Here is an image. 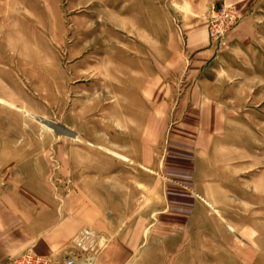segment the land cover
<instances>
[{
  "label": "rangeland",
  "instance_id": "rangeland-1",
  "mask_svg": "<svg viewBox=\"0 0 264 264\" xmlns=\"http://www.w3.org/2000/svg\"><path fill=\"white\" fill-rule=\"evenodd\" d=\"M111 1L0 0V191L110 220L134 190L182 235L176 264H264V0ZM222 4L240 17L216 41Z\"/></svg>",
  "mask_w": 264,
  "mask_h": 264
},
{
  "label": "crops",
  "instance_id": "crops-1",
  "mask_svg": "<svg viewBox=\"0 0 264 264\" xmlns=\"http://www.w3.org/2000/svg\"><path fill=\"white\" fill-rule=\"evenodd\" d=\"M189 40L194 44L193 39ZM140 162L144 166L151 161L143 158ZM120 174L135 181L134 171L130 174L113 171L112 179L122 180ZM127 192L125 199L119 198L127 203L126 209H120L122 215L105 220L102 209L97 204L95 208L88 205L86 197L80 195L77 202L64 203L44 217L37 210L24 213L17 207L16 199L0 191V264H8L28 249L60 264L69 251L77 250L74 239L83 228H93L100 236L94 264H176L182 235L161 230L166 227V220H144V205L131 213L128 205L138 192L133 190L130 194V189Z\"/></svg>",
  "mask_w": 264,
  "mask_h": 264
},
{
  "label": "built area",
  "instance_id": "built-area-1",
  "mask_svg": "<svg viewBox=\"0 0 264 264\" xmlns=\"http://www.w3.org/2000/svg\"><path fill=\"white\" fill-rule=\"evenodd\" d=\"M239 17L240 11L235 5L222 4L213 9L209 15L210 37L216 41L221 40L226 29ZM98 240L99 235L94 230L81 229L74 239L77 250L69 251L60 264H94ZM8 264H54V262L49 257L28 249L17 254Z\"/></svg>",
  "mask_w": 264,
  "mask_h": 264
},
{
  "label": "bare ground",
  "instance_id": "bare-ground-1",
  "mask_svg": "<svg viewBox=\"0 0 264 264\" xmlns=\"http://www.w3.org/2000/svg\"><path fill=\"white\" fill-rule=\"evenodd\" d=\"M44 1V0H43ZM111 1V0H110ZM114 1V0H113ZM94 2H92V4H93ZM112 3V1L110 2V4ZM44 4V3H43ZM105 5V4H104ZM112 5V9L111 10H106V8H104V9H100V12H102V13H104V14H107V12H109L110 13V15H112L110 18H109V24H117V22H120V14H122V13H124V12H126L125 10H124V8L123 9H119V10H117V9H115L116 8V6L117 5H115L114 3H112L111 4ZM24 7V6H23ZM24 9H25V7H24ZM49 11V10H48ZM51 13V12H50ZM130 13V12H129ZM128 13V14H129ZM13 15V14H12ZM130 15V14H129ZM15 16V15H14ZM7 17V16H6ZM107 20V19H106ZM108 22H106V23H108ZM25 23V22H24ZM37 23V22H36ZM105 23V22H104ZM103 23V24H104ZM102 24V25H103ZM120 24H121V27L125 30V31H128V30H130V24H129V22H127V20H123V22L121 21L120 22ZM39 25V24H38ZM17 26V25H16ZM30 26V25H29ZM104 26V25H103ZM28 28V27H27ZM33 28V27H32ZM132 29V28H131ZM28 30V29H27ZM31 30V29H30ZM39 30V29H38ZM26 31V30H25ZM52 31V30H51ZM32 32V31H31ZM44 34V33H43ZM29 37V36H28ZM30 40V39H29ZM29 43V42H28ZM32 44V43H31ZM126 44V43H125ZM23 45H25V44H23ZM27 45V44H26ZM25 45V46H26ZM100 45V44H99ZM111 45V44H110ZM29 46H30V44H29ZM107 46H109V43L107 44ZM24 47V46H23ZM22 47V48H23ZM33 47V46H32ZM26 48H27V46H26ZM25 48V49H26ZM32 49H34V47L32 48ZM34 50H36V48L34 49ZM34 50H32V51H34ZM25 51H27V50H25ZM36 51H38V50H36ZM35 53V52H34ZM40 53V52H39ZM25 54V53H24ZM27 55V54H26ZM25 55V56H26ZM35 55V54H34ZM44 55V54H43ZM43 55H42V57H43ZM29 56V55H28ZM36 56V55H35ZM25 58H27V57H25ZM38 58H40V57H38ZM103 59V58H102ZM103 61V60H102ZM108 61L110 62V61H112V63H113V61L115 62V56L114 55H110L109 56V58H108ZM79 63V62H78ZM77 64V63H76ZM129 68V67H128ZM117 70V69H116ZM108 75L110 76V79L112 78V79H114L115 78V76H117V73H114L113 71H109L108 72ZM1 99V98H0ZM112 110V109H111ZM121 111V110H120ZM32 115V114H31ZM90 122V121H89ZM97 122V121H96ZM97 124V123H96ZM92 125V124H91ZM100 126H102V125H100ZM92 127V126H91ZM102 129H103V126L101 127ZM98 131V130H97ZM99 139V138H98ZM104 141V140H103ZM95 142H97V141H95ZM105 142V141H104ZM100 143V142H99ZM103 145V144H102ZM101 145V148L102 149H104V150H106L107 152H109V153H111V154H117V153H115L114 151H112V150H110L109 148H107V147H105V146H102ZM117 155H119V156H121V157H123V158H125L124 156H122V155H120V154H117ZM256 196V195H255Z\"/></svg>",
  "mask_w": 264,
  "mask_h": 264
},
{
  "label": "water",
  "instance_id": "water-1",
  "mask_svg": "<svg viewBox=\"0 0 264 264\" xmlns=\"http://www.w3.org/2000/svg\"><path fill=\"white\" fill-rule=\"evenodd\" d=\"M37 119H40L42 122L46 123L47 125H50V126L54 127V124L52 122L43 120L42 118H37Z\"/></svg>",
  "mask_w": 264,
  "mask_h": 264
}]
</instances>
